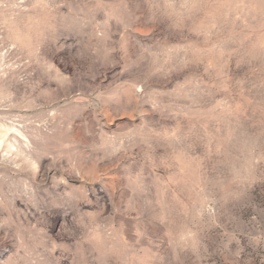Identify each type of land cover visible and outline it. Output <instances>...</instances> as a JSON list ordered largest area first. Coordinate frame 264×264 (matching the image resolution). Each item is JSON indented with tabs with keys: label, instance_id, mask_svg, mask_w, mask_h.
<instances>
[{
	"label": "rangeland",
	"instance_id": "rangeland-1",
	"mask_svg": "<svg viewBox=\"0 0 264 264\" xmlns=\"http://www.w3.org/2000/svg\"><path fill=\"white\" fill-rule=\"evenodd\" d=\"M0 264H264V0H0Z\"/></svg>",
	"mask_w": 264,
	"mask_h": 264
}]
</instances>
